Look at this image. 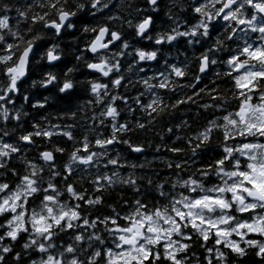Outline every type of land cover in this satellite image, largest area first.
<instances>
[{"label": "snow or ice", "instance_id": "6c2138e0", "mask_svg": "<svg viewBox=\"0 0 264 264\" xmlns=\"http://www.w3.org/2000/svg\"><path fill=\"white\" fill-rule=\"evenodd\" d=\"M182 106L203 122L156 133L164 171L130 161ZM250 255L264 264V0H0V264Z\"/></svg>", "mask_w": 264, "mask_h": 264}, {"label": "trees", "instance_id": "16d2710c", "mask_svg": "<svg viewBox=\"0 0 264 264\" xmlns=\"http://www.w3.org/2000/svg\"><path fill=\"white\" fill-rule=\"evenodd\" d=\"M12 2L15 3V2H17V0H12ZM21 2H22V0H21ZM114 2H116V0H114ZM120 2L123 3V2H126V0H120ZM138 2L142 4L143 0H138ZM164 2L165 3H171V0H164ZM166 19L167 18L164 15V9H163V4H162V11L158 14L157 26L158 27L166 26ZM127 36L129 39H131L130 30H128ZM71 39H72L71 37H68L65 42L71 41ZM62 46H63V44H62ZM179 47H180L181 53L185 52L186 48L182 42L179 45ZM187 54L190 58L191 54H192V49L188 48ZM68 59H69V61H71V63H73V64L75 63L74 59L71 56H69ZM170 59L173 62L179 63L180 61H182L184 59V55H179L177 53L176 49H172ZM86 76H88L87 70L81 67L80 72L77 73V78L80 80H83V79H85ZM221 86L226 87L227 85L222 84ZM32 94L34 97H37V98H41L42 95H48V93L45 92L43 89H32ZM84 99H86V97L82 96L79 102L82 103ZM49 102L52 104L56 103L55 100H53V99H50ZM21 103H22L21 100L17 101L18 106ZM24 107L30 113V116L27 118L28 122H30L34 118L39 119L40 116L47 115L49 112L54 111V109L49 108L47 110H40L38 112L36 110L31 109L29 105H25ZM197 111H198V109H196L195 106H192L190 109L188 108V106H182V112H177L172 116H165L162 120L159 121V123H157L155 125V128L153 131H147V132L137 131L132 136V139L134 142L144 143L146 146V151L143 155L135 154V153H126L128 155V159L130 161H133V162H145L146 160L147 161H154V166L158 170L164 171L163 163L161 162V160L165 157H171V153H167L163 149L161 150L160 153H156L154 151V146L156 144L161 143L159 136H157L156 133L159 132L162 135H165V142L171 143L175 138L169 137L167 135L166 131H164V130L166 129L167 126H170L174 123H179V121L181 119H188L189 123L192 125L191 131H195L197 129V127L199 126V124H201L203 122L202 117L198 118L196 116ZM26 126H27V124H26ZM181 134H183V133H181ZM149 143H151L153 145V147H148L147 145ZM177 143L180 144L181 142H177ZM154 158H157V159L154 160ZM115 198H116V196H115V194H113L111 199L115 200ZM194 250L197 251L198 253L200 252V249L198 247ZM9 262L11 264V258H9ZM254 262H255V257L250 255L248 258L245 259L244 264H254ZM237 264H239V262H237Z\"/></svg>", "mask_w": 264, "mask_h": 264}]
</instances>
